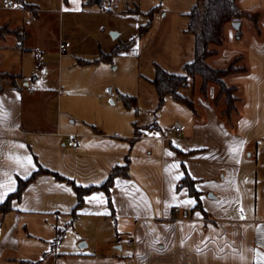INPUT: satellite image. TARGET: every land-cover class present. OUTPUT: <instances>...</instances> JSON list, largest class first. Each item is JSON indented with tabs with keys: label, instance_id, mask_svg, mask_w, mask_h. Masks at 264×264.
Returning a JSON list of instances; mask_svg holds the SVG:
<instances>
[{
	"label": "crops",
	"instance_id": "crops-1",
	"mask_svg": "<svg viewBox=\"0 0 264 264\" xmlns=\"http://www.w3.org/2000/svg\"><path fill=\"white\" fill-rule=\"evenodd\" d=\"M85 1L68 0L64 4L70 8L74 2L84 5ZM15 4L13 8L29 12ZM245 7L247 10L241 8L251 15L257 13L248 10L264 14V0H247ZM26 22L31 24L33 18ZM227 39L226 35L225 42ZM15 46L22 48L21 41H16ZM212 49L218 53L207 60L213 58L212 66L217 68L227 67L241 56H233L224 66L216 59L221 49ZM242 59L238 65H244L240 64ZM247 71L248 68L232 74ZM0 72L22 74L18 80L21 88L12 85L10 79H3L0 91V203L17 190L19 178L30 177L40 167L46 169L27 184L20 197L13 198L11 210L0 211V264H257L258 260L264 264V231L258 234L254 210L249 215L242 208L238 214L226 213L235 199L248 203L255 196L259 148H254L264 134L262 123L257 121L264 122V117L258 116L257 126L248 133L235 123L238 111L230 119L223 114L227 107L225 98L217 100L220 89L213 97L209 83L207 93L201 91L202 110L193 101L196 115L192 132L184 133L180 125V135L176 131L167 136L143 131L137 136L136 130L117 123L107 127L106 119L98 121L93 115L94 107L89 105H77L84 114L80 118L72 113L68 119L62 114V118L60 112L57 117L51 116L50 91H41L45 99H40L41 93L31 86L32 82H24L23 72ZM38 78L34 76L33 80ZM68 134L75 135L78 145L68 144ZM176 147L185 152L196 151L180 156ZM127 154L130 176H117L111 187L114 210L108 204L106 191L97 188L86 195L85 203L74 216L78 196L73 183L101 185L113 167L125 163ZM182 163L197 179L208 218L199 210L187 211L196 199L186 186L177 188L184 174ZM204 188H212L215 194L206 195ZM217 202L221 209H216ZM110 215L134 221L131 253L84 249L61 252L58 244L45 237V233L54 235L65 222L74 227L84 216ZM36 222L42 243L30 238V228ZM21 231L28 235L24 244ZM78 237L83 235L78 233ZM23 246L26 254L21 257ZM39 251L38 258L34 257Z\"/></svg>",
	"mask_w": 264,
	"mask_h": 264
},
{
	"label": "rangeland",
	"instance_id": "rangeland-1",
	"mask_svg": "<svg viewBox=\"0 0 264 264\" xmlns=\"http://www.w3.org/2000/svg\"><path fill=\"white\" fill-rule=\"evenodd\" d=\"M24 1L32 3L35 9L28 8L29 12H23L12 7L16 5L14 1L0 2V25L7 24L10 28L5 39H0V71L23 72L24 82H32L31 86L41 93L40 99L44 98L41 91H50L51 116L57 117L60 112L62 118L63 114L68 119L70 113L80 118L84 114L77 105L84 104L93 106V115L98 121L106 119L107 127L112 128L117 123L133 131L138 129L167 136L181 125L184 133L192 132L194 111L171 95L161 98L152 80L156 76V64L171 73L185 75V66L195 59L194 35L188 31V26L189 14L197 0H103L102 4L92 5L85 4L86 0L84 5L74 2L70 8H66L64 0ZM246 1L238 0L244 10H247ZM5 6L8 9H4ZM128 8H138L140 12H127ZM257 14L254 16L258 17V26L248 17L232 21L225 28L228 39L224 46H210L221 49L216 59H220L224 66L233 56L243 55L240 64L246 65L248 71L231 74L225 81L239 87L235 92L240 96L235 123H240L248 133L257 126L258 116L264 117V14ZM31 17L33 22L27 24L26 19ZM150 17L152 21L142 33L141 26ZM233 31L235 34L231 36ZM114 33L119 34L114 36ZM60 38L70 40L72 44L61 54ZM16 41H21L22 48L15 46ZM4 44L8 46L4 48ZM35 48L36 51L42 50L45 58L41 67L36 66ZM117 48H125V52L113 54L110 60L100 58ZM212 59L207 60L211 65L214 64ZM37 75L39 78L33 80ZM202 84L200 75L190 76L188 86L179 89L200 109ZM219 89L216 82L210 83L209 92L213 97ZM120 92L135 96L137 106L126 105ZM243 116H246L245 120L240 121ZM257 122L262 123L264 133V122ZM234 127L237 129L236 125ZM257 141L254 148H259L256 150L258 182L255 196L248 203L235 199L230 202L226 213L238 214L242 208L249 215L254 210L260 234L264 231V134ZM203 191L206 195L215 194L212 188ZM217 205L216 209H221L219 202ZM76 222L74 227L67 222L61 225L62 240L65 239L63 244L62 240L58 243L61 252L84 249L87 252L131 253L130 244L135 236L133 220L126 217L116 219L110 215L84 216ZM30 232L31 241L42 243L37 222L31 226ZM78 233L83 237H78ZM47 234L45 237L57 244L58 230L50 237ZM20 235L24 244L28 235L24 231ZM84 241L87 245L82 247ZM116 245L123 248H116ZM25 248L23 246L19 253L21 257L26 254ZM9 254L13 255L12 252ZM39 255L40 251L33 256L38 258Z\"/></svg>",
	"mask_w": 264,
	"mask_h": 264
},
{
	"label": "trees",
	"instance_id": "trees-1",
	"mask_svg": "<svg viewBox=\"0 0 264 264\" xmlns=\"http://www.w3.org/2000/svg\"><path fill=\"white\" fill-rule=\"evenodd\" d=\"M7 0H0V2H6ZM17 4L23 6L24 8L33 9L34 5L32 3L25 2L24 0H11ZM65 2L68 0H64ZM102 4L103 0H87L86 4ZM127 12H140V9L133 10L128 8ZM149 11V15H151ZM190 22L188 26V31L194 35L195 43V59L188 63L185 66L186 74H175L171 73L161 65L156 64V76L152 80L157 92L164 99L166 95H171L174 100L184 103L189 106L193 111H196L194 102L192 99L181 94L179 89L186 87L189 84V77L200 75L203 79V84L201 91L206 94L208 89V84L211 82H216L219 87V95L217 100L225 96V101L227 107L223 110V114L227 115L228 119L231 118L234 111H238L237 103L239 98L235 92L239 90V87L236 85H228L225 81V77L229 74L235 72H242L247 70L245 65H238L237 63L242 59V55L236 57L231 61L227 67H214L208 63L207 59L218 53V50L212 49L211 44L222 45L226 40L225 28L228 22L238 21L243 17H248L254 20L258 26V17L251 15L248 12H245L238 4L237 0H197L196 4L193 6L190 14ZM152 19L141 26V32L144 33L147 26L151 23ZM10 28L7 25H0V36L4 37ZM125 52V48L114 49L111 53L103 54L100 58L102 60H110L113 54H120ZM22 77L21 73H10V72H0V91L3 90L2 80L10 79L12 85L21 88V85H18V80ZM121 98L124 100L128 106H137V99L135 96L129 94H124L120 92ZM137 136H140L141 131L136 130ZM136 138V137H135ZM133 141V140H132ZM176 150L180 156L194 153L196 150L182 151L180 148L176 147ZM184 174L178 182L177 188L186 186L189 190L190 195L194 196L196 199L195 205L188 209L187 211L194 212L199 210L203 213L204 217H209V212L205 209L202 200V191L197 185V179L194 178L185 163H182ZM45 172L46 169L40 167L36 170L30 177L24 179L19 178L18 188L15 192L10 193L8 197L0 203V211L7 212L12 209V200L15 196H21L27 184L34 179L37 174ZM59 177L60 174L56 173ZM130 176V154H127L125 158V163L117 164L113 167L109 173L108 178L101 185H91L83 186L78 183H73L74 188L77 192L78 200L75 208L73 209V214L76 216L78 214L79 208L85 203V197L91 191L102 188L106 191L108 196V204L114 210V204L111 195V187L117 176ZM58 236L55 243H59L63 238V230L58 229ZM55 244V245H57Z\"/></svg>",
	"mask_w": 264,
	"mask_h": 264
},
{
	"label": "built area",
	"instance_id": "built-area-1",
	"mask_svg": "<svg viewBox=\"0 0 264 264\" xmlns=\"http://www.w3.org/2000/svg\"><path fill=\"white\" fill-rule=\"evenodd\" d=\"M32 19H29L28 22H31ZM71 42L69 40H64V39H60V42H59V53H63V52H66L70 47H71ZM35 56H36V62H37V66L38 67H41L45 61V58H44V55H43V52L38 50L36 51L35 53ZM175 131L177 133H181V126L178 125L175 127ZM68 137V144L69 145H78V141L76 140L75 138V135L74 134H68L67 135ZM163 139H166L163 137Z\"/></svg>",
	"mask_w": 264,
	"mask_h": 264
},
{
	"label": "water",
	"instance_id": "water-1",
	"mask_svg": "<svg viewBox=\"0 0 264 264\" xmlns=\"http://www.w3.org/2000/svg\"><path fill=\"white\" fill-rule=\"evenodd\" d=\"M118 34H119V33H114V36H117ZM86 245H87V243H86L85 241L81 243V246H82V247H85Z\"/></svg>",
	"mask_w": 264,
	"mask_h": 264
}]
</instances>
